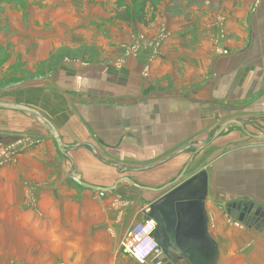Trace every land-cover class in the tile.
<instances>
[{
  "label": "crops",
  "instance_id": "obj_1",
  "mask_svg": "<svg viewBox=\"0 0 264 264\" xmlns=\"http://www.w3.org/2000/svg\"><path fill=\"white\" fill-rule=\"evenodd\" d=\"M56 54L51 79L24 78ZM0 100L45 115L71 158L34 116L0 109V150H27L0 168V264H169L117 247L197 176L216 247L190 264H264V220L250 227L227 211L264 208V142L231 126L212 138L232 120L264 131V0H0ZM89 145L122 169L182 153L122 173ZM74 166L99 187L128 176L151 190L121 183V209L79 186Z\"/></svg>",
  "mask_w": 264,
  "mask_h": 264
},
{
  "label": "water",
  "instance_id": "obj_2",
  "mask_svg": "<svg viewBox=\"0 0 264 264\" xmlns=\"http://www.w3.org/2000/svg\"><path fill=\"white\" fill-rule=\"evenodd\" d=\"M0 109L23 112L34 116L50 131L61 153L71 160L69 156L70 149L65 147L58 129L40 111L25 105L9 103L2 100H0ZM232 125H236L245 130L246 124L238 120L227 121L219 127L218 131L212 135V138L215 139L219 137ZM246 133L256 140H264V135L253 136L247 131ZM89 146L94 149L96 157L99 160L108 165H116L119 171L123 170L121 171L122 173H125V171L150 170L171 161L182 153V151H180L163 161L143 169H122L120 165L104 161L98 153V150L92 145ZM204 146L205 145H203V147ZM192 147L197 149L201 148V146L195 145H192ZM72 177L79 186L100 193L115 192L118 186L123 182L130 183L140 189L151 190L148 187H142L136 184L128 177L122 178L116 185L109 188L99 187L84 182L82 180V175L78 174L76 171H73ZM176 184L177 182L173 184V186ZM167 189L168 188L162 189L160 192ZM208 195L207 176H197L189 179L170 193L164 195L151 206L152 215L149 218L157 221L154 239L163 251L159 259L162 261L168 260L169 264H183L184 261L186 264H190V261H192V252L195 253L194 255L198 258L199 256L202 257V255L205 257L204 253L207 249H213V251H215L216 246L208 234L209 217L206 211ZM227 211L233 218L250 227L255 225L258 226L264 220V208L259 207L255 203L239 201L229 204L227 206ZM210 264H214V262H210Z\"/></svg>",
  "mask_w": 264,
  "mask_h": 264
},
{
  "label": "built area",
  "instance_id": "obj_3",
  "mask_svg": "<svg viewBox=\"0 0 264 264\" xmlns=\"http://www.w3.org/2000/svg\"><path fill=\"white\" fill-rule=\"evenodd\" d=\"M5 151L0 152V165L10 161L14 155L19 153L15 148L6 149ZM2 152H5V155H2ZM156 228L157 223L154 219H146L143 222L134 224L121 240V251L139 263H146L150 259L159 258L163 251L154 239Z\"/></svg>",
  "mask_w": 264,
  "mask_h": 264
},
{
  "label": "rangeland",
  "instance_id": "obj_4",
  "mask_svg": "<svg viewBox=\"0 0 264 264\" xmlns=\"http://www.w3.org/2000/svg\"><path fill=\"white\" fill-rule=\"evenodd\" d=\"M63 51V49L60 51V52H62ZM121 54H123V53H121ZM61 55L62 54H56V56L55 55H52V60H50V61H47L45 64H42V66H41V69L39 70V71H35L34 73H32V72H28V69H26L25 71H23V73H24V78H26V79H30V78H32V79H51V75H54V73H55V68L53 67V64L59 59V58H61ZM126 56H128V53L126 52V53H124V58H122V59H125V57ZM54 57V58H53ZM62 59V58H61ZM65 61L67 62V63H70V62H72V63H74V64H78V63H80L81 61H79V59L78 58H72V57H67L66 59H65ZM107 62H109V60H106ZM84 62V61H83ZM83 62H81V63H83ZM123 62H124V60H121L119 63H118V65L119 64H123ZM42 125L45 127V129H46V126L42 123ZM232 128H230V131H232V130H235L236 129V127H238V126H236V125H232L231 126ZM261 128L262 127H257L256 125H251V124H246L245 125V130L246 131H248L250 134H252L253 136L255 135V136H262V135H264V131L263 130H261ZM237 129H239L241 132H243L244 133V130L243 129H241V128H237ZM227 131V130H226ZM225 131V132H226ZM224 132V133H225ZM49 134H50V136H51V139L52 140H54V138L52 137V135H51V133L49 132ZM245 134V133H244ZM246 135V137H247V139H248V141H251V142H264V140H256V139H254V138H252V137H250L249 135H247V134H245ZM54 142H56L55 140H54ZM56 144V149H58V153H60V155L62 154L61 153V151L59 150V147H58V145H57V143H55ZM243 144V143H242ZM236 147H238V145L236 146ZM29 148V147H28ZM67 148V147H66ZM26 148H24V150H25ZM4 151L6 150V149H3ZM3 150H0V152L1 151H3ZM22 151L21 153L19 152L18 154H16V155H14L13 156V158L10 160V161H8V162H6V163H4V164H2V165H0V168L1 167H4V166H7V165H11V164H13L14 162H16L17 161V158H18V156L19 155H21V154H23V153H25L26 151ZM29 150V149H28ZM5 152H7V151H5ZM5 152H2V155H5ZM4 153V154H3ZM63 155V154H62ZM64 156V155H63ZM0 157H1V154H0ZM64 157H66V156H64ZM67 158V157H66ZM1 159V158H0ZM69 159V158H68ZM75 165V164H74ZM73 171H76L78 174H80V172H79V170L77 169V166H74V170ZM81 175V174H80ZM126 175H127V173H126ZM124 177H128V176H124ZM124 177H122V178H124ZM121 178V179H122ZM120 179V180H121ZM83 181L84 182H86V183H88L87 181H85L84 179H83ZM119 181V180H118ZM117 181V182H118ZM89 184H92V185H95V186H101V185H97V184H93V183H89ZM128 185H130V184H128ZM92 193H94V196L96 197H98L99 199H101V200H103V199H106V198H108L109 196H112V197H114V200H113V203H115L116 202V204L118 203V204H120V205H122L123 207H120L121 209L122 208H124V207H126V206H128L129 204H131L130 203V201H129V199L128 198H126V196H123V195H121V194H118V193H113V192H110V193H100V192H95V191H93ZM127 199V200H126ZM150 219H152V218H150ZM234 220L236 221V219L234 218ZM125 236V235H124ZM121 243V242H120ZM117 250H118V252H120V253H122V251H121V249H120V245H118V247H117Z\"/></svg>",
  "mask_w": 264,
  "mask_h": 264
},
{
  "label": "flooded vegetation",
  "instance_id": "obj_5",
  "mask_svg": "<svg viewBox=\"0 0 264 264\" xmlns=\"http://www.w3.org/2000/svg\"><path fill=\"white\" fill-rule=\"evenodd\" d=\"M150 219V218H149ZM156 221V220H155ZM156 223H157V221H156Z\"/></svg>",
  "mask_w": 264,
  "mask_h": 264
}]
</instances>
